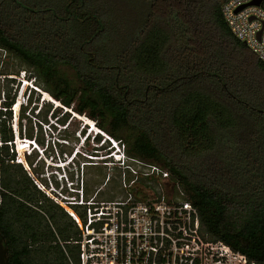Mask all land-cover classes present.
<instances>
[{
	"label": "trees",
	"instance_id": "obj_1",
	"mask_svg": "<svg viewBox=\"0 0 264 264\" xmlns=\"http://www.w3.org/2000/svg\"><path fill=\"white\" fill-rule=\"evenodd\" d=\"M224 1L0 0V55L20 61L40 91L92 120L128 157L168 172L206 241L264 264V63L231 32ZM0 75V235L9 263L79 264L76 222L34 183L48 186L42 157L25 154L32 177L11 152L19 85L11 97L16 76ZM114 179L106 186L120 193ZM142 182L159 194L156 182Z\"/></svg>",
	"mask_w": 264,
	"mask_h": 264
},
{
	"label": "built area",
	"instance_id": "obj_2",
	"mask_svg": "<svg viewBox=\"0 0 264 264\" xmlns=\"http://www.w3.org/2000/svg\"><path fill=\"white\" fill-rule=\"evenodd\" d=\"M256 1L225 0L222 14L234 36L264 63V0H260L259 5L253 4ZM13 131L17 153L21 149L26 154L40 151L36 141L20 140L18 129L13 127ZM106 137V143H113L110 150L114 151L105 156L86 154V157H90L92 162L102 161L106 166L119 169L126 191L131 192L138 182L153 181L157 183L160 195L152 190L151 197L146 201L134 200L129 194L126 201L98 202V193L86 199L83 184L81 189L74 190L76 195L71 197L65 194L64 189L58 192L54 187L51 190L36 180L26 164L25 154L23 158L16 157V163L25 166L36 186L76 222L81 232V240L75 242L79 246V264H205L208 254L218 259L219 263L226 255H234L247 264L244 256L234 253L228 246L221 242H208L201 236L197 209L189 202L176 199L175 185L169 182L168 172L128 157L122 146L119 148L118 143ZM18 141L24 143L18 147ZM128 177L132 180L129 181ZM167 186L172 191L171 198ZM4 193L6 190L0 170V208ZM74 206L79 207L83 217Z\"/></svg>",
	"mask_w": 264,
	"mask_h": 264
},
{
	"label": "rangeland",
	"instance_id": "obj_3",
	"mask_svg": "<svg viewBox=\"0 0 264 264\" xmlns=\"http://www.w3.org/2000/svg\"><path fill=\"white\" fill-rule=\"evenodd\" d=\"M0 69L2 70V73H10L14 74L12 75L13 77L16 76L15 82L8 87V90H11V97H14L17 86L19 85L15 101L16 103L20 102L22 105L20 110H16L15 112L12 111L13 118L11 128L13 130V127H16L19 134L20 129L22 128L20 140L31 138L32 141H36V145L42 152L36 150L39 156L42 157L43 161L42 178L47 181L51 190H53L54 187L57 188L55 184L57 182L59 183V188L56 189L58 192L64 189L66 195L74 197L76 195L73 193L74 190L81 189L84 184L85 186H88V196L90 198L102 191L100 198L97 197L96 199L98 202L109 201L108 199H111V196L115 197L113 201H126L127 198H129V194H131L134 200H136V192L141 191L147 196V198L140 200L146 201L151 197L153 193L152 189L149 186H146L141 180V182H138L135 187L132 188L131 192L126 191L122 185L120 177L121 171L116 169V167L106 166L102 161H93L91 165L95 166H83L85 164L89 165L85 162L91 161L90 157H86V152L97 153L95 149H98V153L94 155L99 157L105 156L107 153L111 152V143H106L105 145H102L101 143L104 141L103 136L106 137V135L96 127L94 128L98 131V136L93 132L90 133V127L86 124L87 122L75 117L74 113L70 111L67 112L63 107H57L55 103L45 100V94L47 93L42 90L43 94L37 91L32 93V103L28 105L27 97L31 90L28 86H22L24 82L35 85V76L30 72H27L25 75L23 71L24 67L20 61L4 54L0 55ZM3 101L4 98L2 94L0 99V109L2 108L1 103H3ZM31 128L33 136H25V131L29 134L28 130ZM89 134L90 136L88 140L84 143L85 138ZM23 143L24 142L22 141H18V147ZM13 149L18 157L23 158L24 154H26L24 149H21L17 153L15 145ZM108 176L115 178L114 180L118 183L117 188L120 190V193L114 188L113 183L106 186ZM166 190H168V196L171 198L172 191L168 186ZM137 200H139V198ZM204 263L244 264L240 258L234 255H226L219 263L218 259H214L211 254H208Z\"/></svg>",
	"mask_w": 264,
	"mask_h": 264
},
{
	"label": "water",
	"instance_id": "obj_4",
	"mask_svg": "<svg viewBox=\"0 0 264 264\" xmlns=\"http://www.w3.org/2000/svg\"><path fill=\"white\" fill-rule=\"evenodd\" d=\"M260 0L254 2L253 4L259 5ZM9 250L5 243V239L0 235V264H10L8 258Z\"/></svg>",
	"mask_w": 264,
	"mask_h": 264
},
{
	"label": "bare ground",
	"instance_id": "obj_5",
	"mask_svg": "<svg viewBox=\"0 0 264 264\" xmlns=\"http://www.w3.org/2000/svg\"><path fill=\"white\" fill-rule=\"evenodd\" d=\"M39 93H41V94H43L40 90H39ZM45 100H47V101H49V102H52V103H55L56 105H57V107H62L61 105H60V103H58V102H56V101H54L48 94H45ZM75 115V117H77V118H79V119H81V120H83L84 122H87L86 124L90 127V124L92 125V121H90V120H88L87 118H85V117H80L79 115H77V114H74ZM94 127H96L95 125H94ZM97 128V127H96Z\"/></svg>",
	"mask_w": 264,
	"mask_h": 264
},
{
	"label": "clouds",
	"instance_id": "obj_6",
	"mask_svg": "<svg viewBox=\"0 0 264 264\" xmlns=\"http://www.w3.org/2000/svg\"><path fill=\"white\" fill-rule=\"evenodd\" d=\"M30 90L32 91V89H30ZM29 95H30V92H29ZM29 95H28V96H29ZM27 98H28V97H27ZM27 104H28V103H27ZM21 105H22V104H21L20 102H18V106H17L16 110H18L19 108H21ZM93 124H95V123H92V125H93ZM90 125H91V124H90ZM93 133H94L96 136H98V132H97L96 129H95V132H93ZM89 136H90V134H89L87 137L89 138ZM96 136H95V137H96ZM103 137H104V141L101 142L102 145L105 144L106 141L108 140L107 137H105V136H103ZM85 139H86V138H85ZM87 140H88V139H87ZM87 140H85L84 143H85ZM99 144H100V143H99ZM113 148L116 149L117 147H113ZM119 148H120V146H119ZM110 151H112V149H111Z\"/></svg>",
	"mask_w": 264,
	"mask_h": 264
}]
</instances>
